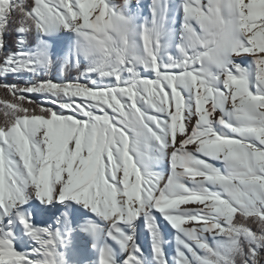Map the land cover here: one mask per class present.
Listing matches in <instances>:
<instances>
[{
	"label": "snow or ice",
	"instance_id": "1",
	"mask_svg": "<svg viewBox=\"0 0 264 264\" xmlns=\"http://www.w3.org/2000/svg\"><path fill=\"white\" fill-rule=\"evenodd\" d=\"M0 92V264H264V0H0Z\"/></svg>",
	"mask_w": 264,
	"mask_h": 264
},
{
	"label": "trees",
	"instance_id": "2",
	"mask_svg": "<svg viewBox=\"0 0 264 264\" xmlns=\"http://www.w3.org/2000/svg\"><path fill=\"white\" fill-rule=\"evenodd\" d=\"M53 75L54 76L56 75L55 71L53 72ZM2 96H3V93L0 92V97H2ZM2 121H3V115H2V113H0V122H2Z\"/></svg>",
	"mask_w": 264,
	"mask_h": 264
},
{
	"label": "rangeland",
	"instance_id": "3",
	"mask_svg": "<svg viewBox=\"0 0 264 264\" xmlns=\"http://www.w3.org/2000/svg\"><path fill=\"white\" fill-rule=\"evenodd\" d=\"M117 3H122L123 0H116ZM136 0H132V3L135 4ZM145 3H147V0H145ZM56 73V72H55ZM57 75V73H56Z\"/></svg>",
	"mask_w": 264,
	"mask_h": 264
}]
</instances>
